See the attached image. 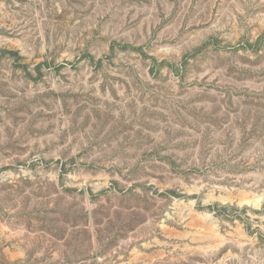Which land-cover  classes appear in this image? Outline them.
I'll return each instance as SVG.
<instances>
[{"label":"rangeland","instance_id":"rangeland-1","mask_svg":"<svg viewBox=\"0 0 264 264\" xmlns=\"http://www.w3.org/2000/svg\"><path fill=\"white\" fill-rule=\"evenodd\" d=\"M263 36L264 0H0V264H264Z\"/></svg>","mask_w":264,"mask_h":264},{"label":"trees","instance_id":"trees-1","mask_svg":"<svg viewBox=\"0 0 264 264\" xmlns=\"http://www.w3.org/2000/svg\"><path fill=\"white\" fill-rule=\"evenodd\" d=\"M264 38V36H263ZM3 53H5V51H3ZM11 55H15L14 52H8ZM221 211H223L224 214H226V212L231 213L233 211V209L228 208V207H220Z\"/></svg>","mask_w":264,"mask_h":264}]
</instances>
